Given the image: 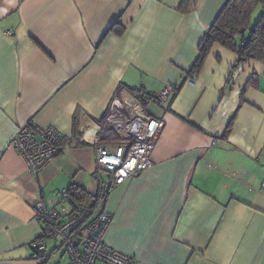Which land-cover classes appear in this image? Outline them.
Wrapping results in <instances>:
<instances>
[{
    "label": "crops",
    "instance_id": "obj_1",
    "mask_svg": "<svg viewBox=\"0 0 264 264\" xmlns=\"http://www.w3.org/2000/svg\"><path fill=\"white\" fill-rule=\"evenodd\" d=\"M183 1L0 0V264H57L54 243L32 258L34 210L74 184L96 195L95 148L73 125L94 127L120 87L172 92L145 106L164 123L154 165L109 195L105 243L136 264H264V61L230 77L238 55L215 45L193 79L227 0ZM28 122L63 136L37 178L10 146Z\"/></svg>",
    "mask_w": 264,
    "mask_h": 264
},
{
    "label": "built area",
    "instance_id": "obj_2",
    "mask_svg": "<svg viewBox=\"0 0 264 264\" xmlns=\"http://www.w3.org/2000/svg\"><path fill=\"white\" fill-rule=\"evenodd\" d=\"M170 96L171 89L166 88L150 95L148 100L160 106L168 103ZM163 128L164 123L151 116L137 97L127 90H118L103 119L81 133L83 141L95 146L97 166L102 173L96 193L97 209L84 204L73 206L69 187L57 193L59 202L55 206L40 201L34 216L42 227V235L32 243V258L48 259L49 243H54L55 252L64 250L68 255V264H136L133 257L105 243L113 218L100 209L111 191L139 178L154 165L152 156ZM62 142V134L54 127L42 128L28 122L19 128L10 146L37 178L60 155ZM260 192H264V181Z\"/></svg>",
    "mask_w": 264,
    "mask_h": 264
},
{
    "label": "trees",
    "instance_id": "obj_3",
    "mask_svg": "<svg viewBox=\"0 0 264 264\" xmlns=\"http://www.w3.org/2000/svg\"><path fill=\"white\" fill-rule=\"evenodd\" d=\"M191 5L192 0H184L182 3V9L188 11ZM261 6L263 7V13L260 19L253 25L255 9ZM117 25H119L118 22L110 28V32L114 31L119 35L123 34L125 27L119 25L120 28H118L116 27ZM215 45L223 46L238 55V60L233 67L230 77L235 74L236 70L241 65L250 60L264 61V0H227L212 27L206 32L201 41L198 48V58L189 75H192L193 77L199 74ZM249 84H252V79ZM120 89L122 88L120 87L119 90ZM127 91L137 97L141 101L143 108L146 110L145 106L147 105L149 95L144 93L142 89H128ZM234 122L235 116L228 122L223 133L224 138H227L231 134ZM79 132V125L74 121L73 139L77 142L80 140V136L82 138V134ZM81 143L84 145L83 142ZM81 143H79V145ZM94 178L96 179L97 187L99 188L102 178V173L99 169L94 174ZM112 192L113 191H111V193ZM69 194L73 199V206L84 204L93 210L97 209V195L89 193L84 188L75 184L71 185L69 186ZM107 200L101 207L100 211L106 212L113 218V215L105 210Z\"/></svg>",
    "mask_w": 264,
    "mask_h": 264
},
{
    "label": "rangeland",
    "instance_id": "obj_4",
    "mask_svg": "<svg viewBox=\"0 0 264 264\" xmlns=\"http://www.w3.org/2000/svg\"><path fill=\"white\" fill-rule=\"evenodd\" d=\"M262 8L263 7L261 6V7H258L257 9H255V12H254V15H253V25L260 19L261 15L263 13V9ZM90 145H92V144H90ZM92 146L95 147L94 145H92ZM50 245L48 246V251H50L51 249L54 248L53 245H51L52 247H50ZM64 253H65L64 250H61V251L60 250H57L56 251V254L51 259L52 262H54V263L57 262V264H66V262H67V255L66 254L64 255Z\"/></svg>",
    "mask_w": 264,
    "mask_h": 264
}]
</instances>
